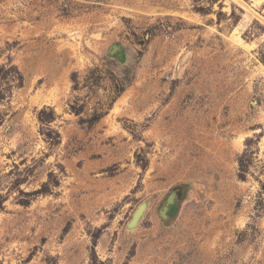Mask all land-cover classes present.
<instances>
[{"label": "rangeland", "instance_id": "374dc122", "mask_svg": "<svg viewBox=\"0 0 264 264\" xmlns=\"http://www.w3.org/2000/svg\"><path fill=\"white\" fill-rule=\"evenodd\" d=\"M0 264H264V0H0Z\"/></svg>", "mask_w": 264, "mask_h": 264}, {"label": "water", "instance_id": "95a60500", "mask_svg": "<svg viewBox=\"0 0 264 264\" xmlns=\"http://www.w3.org/2000/svg\"><path fill=\"white\" fill-rule=\"evenodd\" d=\"M171 196H172V195H171ZM171 196L167 199V203H166V205H165L166 207H167L168 203L171 202L172 199H173V198H171ZM166 207H165V208H166Z\"/></svg>", "mask_w": 264, "mask_h": 264}, {"label": "bare ground", "instance_id": "6f19581e", "mask_svg": "<svg viewBox=\"0 0 264 264\" xmlns=\"http://www.w3.org/2000/svg\"><path fill=\"white\" fill-rule=\"evenodd\" d=\"M171 198H173V196H171ZM165 207H166V206H164V211H165V209L167 208V207H166V208H165Z\"/></svg>", "mask_w": 264, "mask_h": 264}]
</instances>
